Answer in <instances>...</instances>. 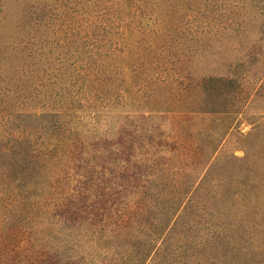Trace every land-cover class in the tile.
<instances>
[{
    "label": "rangeland",
    "instance_id": "1",
    "mask_svg": "<svg viewBox=\"0 0 264 264\" xmlns=\"http://www.w3.org/2000/svg\"><path fill=\"white\" fill-rule=\"evenodd\" d=\"M238 183L264 206V0H0V264H264L163 218Z\"/></svg>",
    "mask_w": 264,
    "mask_h": 264
},
{
    "label": "trees",
    "instance_id": "2",
    "mask_svg": "<svg viewBox=\"0 0 264 264\" xmlns=\"http://www.w3.org/2000/svg\"><path fill=\"white\" fill-rule=\"evenodd\" d=\"M238 184L243 188L237 192L230 191L231 193H220L217 187L207 189V194L212 198L209 203L196 201L166 203L161 207L163 218L170 216L168 221H173L174 218L188 212L193 227L203 229L202 234L205 238H201L198 243L204 245L210 240L214 247L220 244L235 245L236 239L231 235L232 231L239 233V231L264 229V206L250 197L251 186L249 188L245 183Z\"/></svg>",
    "mask_w": 264,
    "mask_h": 264
}]
</instances>
